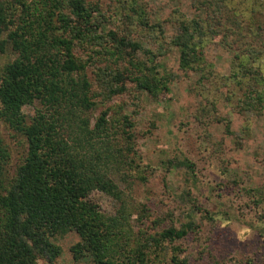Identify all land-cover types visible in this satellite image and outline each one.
I'll return each instance as SVG.
<instances>
[{
  "label": "rangeland",
  "instance_id": "obj_1",
  "mask_svg": "<svg viewBox=\"0 0 264 264\" xmlns=\"http://www.w3.org/2000/svg\"><path fill=\"white\" fill-rule=\"evenodd\" d=\"M22 1L27 11L13 13L7 30L26 13L30 21H50L48 37L71 41L73 57L86 65L71 77L84 76L94 103L76 115L93 130L105 111L108 148L119 150L115 160L134 167L107 169L120 200L96 190L86 198L106 225L118 218V245L132 251L149 234L186 225V236L155 258L152 252L149 264H264V201L254 204L241 195L256 190L264 200V0H81L83 21L67 0ZM253 19L257 30L250 27ZM186 40L188 63L181 67L174 42ZM13 58L5 44L0 74ZM143 80L150 92L137 88ZM43 109L37 100L22 106L23 125ZM60 129L67 144L79 138ZM98 143L93 140V149L106 153ZM25 154L23 134L0 116V194ZM182 160L193 169L174 166ZM78 242L73 232L54 237L60 250L55 264H95L87 251L73 258L70 248Z\"/></svg>",
  "mask_w": 264,
  "mask_h": 264
},
{
  "label": "trees",
  "instance_id": "obj_2",
  "mask_svg": "<svg viewBox=\"0 0 264 264\" xmlns=\"http://www.w3.org/2000/svg\"><path fill=\"white\" fill-rule=\"evenodd\" d=\"M66 2L72 14L83 21L84 18L79 17L82 16V1ZM18 11H27L24 1L0 0V34L7 30V26L10 27V18ZM214 11L217 12L216 9ZM21 16L25 18L20 24L12 30L8 29L5 39L0 40V52L8 44L14 55L0 74V116L10 128L23 134L26 141L25 157L17 167L7 191L0 194L3 216L0 264H36L37 260L43 264H55L60 250L52 239L69 232L75 233L80 241L70 248L74 259L83 250L91 254L95 264H149L152 252L155 258L164 252L165 245L183 239L189 226L180 225L177 229L170 226L149 234L142 240L144 247L132 251L125 250L126 245H118L117 235L123 227L119 226L118 218H114L117 223L114 219H108L109 224L106 225L101 221L96 206L86 198L96 190L120 200L117 187L106 178L107 169L125 166L133 171L134 167L131 161L124 162L121 157L115 160L114 153L116 156L119 150L108 148L105 111L101 112L93 130H88L86 121L77 117V113L92 108L94 103L86 96L89 86L84 76L79 81L71 77V74L82 73L86 66L73 57L71 41L57 36L48 37L46 33L51 31L50 21H30L26 13H21ZM253 26L257 30L255 19L253 25L250 24V27ZM189 43V40L174 42L180 49L181 67L187 66L185 50ZM124 46L137 48L129 43ZM144 82H136L137 88L149 91ZM157 83L152 84L151 88H156ZM163 88L167 90V87ZM35 100L44 109L42 112L35 111L32 124L25 127L21 107ZM245 100V104L250 102ZM122 122L124 128L130 127L126 117H122ZM58 129H64L66 137L78 133L79 138L67 144L61 139ZM95 139L98 144L104 145L106 153L93 149ZM170 164L173 167L172 161H168ZM174 166L187 172L193 169L187 160L175 162ZM231 183L237 187L236 182ZM241 195L253 199L254 204L264 201L256 190H242ZM124 211L123 206L117 213L121 221ZM115 224L118 228L113 235L111 230ZM118 248H121L123 256ZM155 250L158 253H154Z\"/></svg>",
  "mask_w": 264,
  "mask_h": 264
}]
</instances>
